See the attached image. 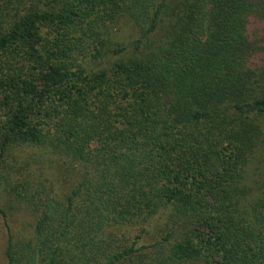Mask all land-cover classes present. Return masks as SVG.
Segmentation results:
<instances>
[{"label":"trees","instance_id":"trees-1","mask_svg":"<svg viewBox=\"0 0 264 264\" xmlns=\"http://www.w3.org/2000/svg\"><path fill=\"white\" fill-rule=\"evenodd\" d=\"M252 15L264 0H0V167L49 149L73 182L24 178L38 216L22 237L0 204L7 264H264V180L252 200L241 173L264 143Z\"/></svg>","mask_w":264,"mask_h":264},{"label":"rangeland","instance_id":"rangeland-1","mask_svg":"<svg viewBox=\"0 0 264 264\" xmlns=\"http://www.w3.org/2000/svg\"><path fill=\"white\" fill-rule=\"evenodd\" d=\"M250 24L251 31L255 33L253 38H256L257 41L263 43L264 17L252 15L250 18ZM135 34L136 30L134 24L123 19L119 25L116 26L114 38H117L119 41L127 44L131 41V39H133ZM262 63L263 62L261 60V64ZM49 151L50 150L47 149V153H43L42 150H38L36 148H18L14 152L13 159H11L10 156L9 160H5V162H7L5 163L6 168H4L3 165L0 167V174L11 173L9 175V183L0 185V204L7 212L13 233L17 238L25 236L33 231L32 227L38 216V213L31 209L32 207L29 205L28 201H22L17 197V191L23 189L21 186L22 183H24V178H35L32 176V170L35 172L37 177L46 176L52 178L57 193H62L64 188L67 190L73 183L68 176L62 178V181H60V178L57 176V170L54 174L51 169L52 164H50V161H47L49 157H52ZM32 158L37 161L40 160L39 163L36 161L33 167L31 166V163L34 160ZM247 162V165L241 171V173H243L242 184L247 187L252 200H255L259 194V185H262V181L264 180V143L258 142L254 151L250 153ZM54 166H56V163ZM21 167L25 170L23 176L17 172V170ZM166 221L165 216L159 215L156 218H153L150 222L146 223L144 226H141L140 230L143 231V238L141 239V243L139 245L155 242L156 238L160 237L162 228L165 227L164 224ZM178 228L179 231H181L182 228ZM105 230V236L110 233L118 235L125 233L129 235V232H135L131 226H124L122 230H119L114 226H107ZM139 231L136 230L135 234H138ZM7 243L8 232L4 224L3 217L0 214V264H7L5 253Z\"/></svg>","mask_w":264,"mask_h":264}]
</instances>
